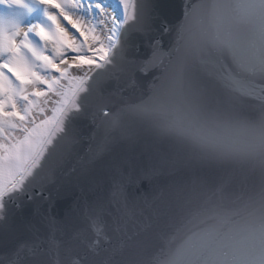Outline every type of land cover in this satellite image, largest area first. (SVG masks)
<instances>
[{"label": "snow or ice", "instance_id": "1", "mask_svg": "<svg viewBox=\"0 0 264 264\" xmlns=\"http://www.w3.org/2000/svg\"><path fill=\"white\" fill-rule=\"evenodd\" d=\"M115 3L118 15L106 12L113 7L106 0H0L7 5L0 7V264H85L87 253L73 255L55 239V217L44 218L46 245L22 238L12 220L13 207L55 176L76 143L79 119L104 129L101 152L117 135L143 133L167 143L172 167L193 170L169 188L159 247L148 254L139 243L127 251L123 244L105 248L104 264H264V0ZM58 16L83 40L69 39ZM157 28L172 35L169 48L150 38ZM133 33L149 37L150 55L140 61L128 56ZM41 42L54 44L51 54ZM121 62L133 69L123 87ZM73 68L83 75H70ZM136 72L156 75L138 99L128 100L123 93L138 86ZM49 92L58 97L52 115L37 122L33 109L45 113L40 98ZM203 169L215 174L195 171ZM121 187H113L117 203ZM102 211L83 209L94 255L110 239Z\"/></svg>", "mask_w": 264, "mask_h": 264}, {"label": "water", "instance_id": "2", "mask_svg": "<svg viewBox=\"0 0 264 264\" xmlns=\"http://www.w3.org/2000/svg\"><path fill=\"white\" fill-rule=\"evenodd\" d=\"M180 4L181 0H174ZM114 9L116 3L112 2ZM119 13V10H116ZM175 23V19H173ZM151 39H159L165 49L172 44V35L162 33L159 28L150 34ZM149 37L133 33L129 37V58L143 60L150 55ZM123 73H118L121 87L127 84L133 69L121 62ZM155 72L148 75L136 72L137 87H129L123 93L128 100H136L152 82ZM113 80L107 91L115 90ZM118 106L120 98L114 96ZM76 143L67 152L55 176L40 180L31 190L33 199L23 198L20 207H13L12 220L18 226L22 238H38L47 244L49 231L45 216H53L58 222L59 231L55 239L65 247H70L73 255L87 253L85 264H104L111 249L139 243L146 254L155 251L161 243V234L166 231V204L169 188L173 182L191 174L188 169H177L170 164V149L166 142L147 134H139L131 139L118 135L108 143L106 150L100 151L105 143V132L90 119H79L73 124ZM208 176L214 170L203 169ZM120 184V203L113 199V187ZM42 191L43 195L37 193ZM47 198V199H45ZM126 198L128 209L123 208ZM85 206L102 208L103 226L108 241H102L99 255L87 249L93 234L88 231L83 215ZM30 225L28 230L24 226ZM131 237V240L129 239ZM51 264V262H49Z\"/></svg>", "mask_w": 264, "mask_h": 264}, {"label": "bare ground", "instance_id": "3", "mask_svg": "<svg viewBox=\"0 0 264 264\" xmlns=\"http://www.w3.org/2000/svg\"><path fill=\"white\" fill-rule=\"evenodd\" d=\"M106 2H108V3H111L112 4V2H115V0H106ZM113 7L112 8H110V9H106V12H108L109 14H112L113 13ZM52 12L53 13H56L57 12V10L56 9H52ZM114 14H116V15H118L119 13H117V12H115ZM61 20V22H60V20ZM58 21H59V23H62V21H63V24H65V26L69 29V27H71V25L70 24H68V22L67 21H65V20H63V17H59L58 16ZM32 23H35V21H32ZM49 24H50V21L48 22ZM86 24H87V22H85ZM53 26V30L55 29V25H52ZM62 26H64V25H62ZM103 28H105V29H107L108 27H110V25H108V24H105V25H103L102 26ZM26 28H27V25L24 27V28H22L21 30L23 31V30H26ZM47 30V29H46ZM100 31V30H99ZM71 32L73 33V34H75V35H77V33L78 32H76V31H69V39H71L72 38V34H71ZM79 34V33H78ZM104 33H101V35H103ZM77 37H78V35H77ZM79 38V40H83V37H78ZM37 39H39L38 37H37ZM89 43H91V41H89ZM41 48L44 50V54L45 55H49V54H51V52L53 51V48H54V44L52 43V42H47V43H45V42H41ZM62 51H63V49H61ZM71 55H73L72 53H68V59H69V62H71ZM59 56H57L56 58H55V62L57 63V64H59ZM61 68H63V67H66V65H59ZM55 75H59L58 73H54ZM83 75V74H82ZM12 79L14 80V77H12ZM66 82V81H65ZM38 88H44L45 86H43V85H38L37 86ZM46 90V89H45ZM29 91H31V89H29ZM51 92H49L48 94H50ZM53 94V93H52ZM54 95V94H53ZM48 96V95H47ZM55 96V95H54ZM56 97V96H55ZM47 97H45V98H40V100L41 101H43L44 99H46ZM33 99H35V98H33ZM58 99V97H56V99L55 100H57ZM54 99H53V101H55ZM42 103V102H41ZM46 106V108L47 107H49V110L47 111V115H52V112L50 111V109L51 108H53L55 105L52 103V102H50V103H48V105H45ZM44 106V107H45ZM34 110V109H33ZM18 134V133H17Z\"/></svg>", "mask_w": 264, "mask_h": 264}, {"label": "rangeland", "instance_id": "4", "mask_svg": "<svg viewBox=\"0 0 264 264\" xmlns=\"http://www.w3.org/2000/svg\"><path fill=\"white\" fill-rule=\"evenodd\" d=\"M73 19L75 20L76 19V17L75 16H73ZM60 20V19H59ZM60 22H61V20H60ZM86 22V21H85ZM85 22H83L82 23V25H81V27H82V30H84L86 27H87V24L85 23ZM61 25H64V27H66L65 26V24H63V21H62V23H60ZM49 25H51V22H50V24ZM52 27V29H53V26H51ZM99 28L97 29V31L99 32ZM69 31H76L75 29H73L72 27H69ZM71 34L73 35V33L71 32ZM75 35V34H74ZM77 35H78V37H80V34H78L77 33ZM77 35H75L76 37H77ZM77 37V38H78ZM86 67V66H85ZM83 74V70H79V69H76V68H73V69H71L70 70V75H72V76H79V75H82ZM61 84H63V85H66L67 84V81L65 82V81H61ZM46 99H48L49 100V103L50 102H52L53 101V99L55 100L56 99V97L52 94V93H50V94H48V96H47V98ZM42 103H41V106H45L44 104H43V101H41ZM48 105V104H47ZM45 108H46V106H45ZM49 110V107H47L46 108V111H45V113L43 114V115H37V112H36V110L34 109L33 110V117H35L36 119H37V122H39V120H42V119H44L45 117H47V116H50V115H47V111Z\"/></svg>", "mask_w": 264, "mask_h": 264}]
</instances>
